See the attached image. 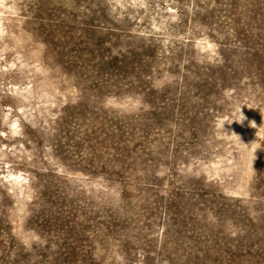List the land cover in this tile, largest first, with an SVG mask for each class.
Instances as JSON below:
<instances>
[{
	"label": "rangeland",
	"instance_id": "374dc122",
	"mask_svg": "<svg viewBox=\"0 0 264 264\" xmlns=\"http://www.w3.org/2000/svg\"><path fill=\"white\" fill-rule=\"evenodd\" d=\"M0 264H264V0H0Z\"/></svg>",
	"mask_w": 264,
	"mask_h": 264
}]
</instances>
